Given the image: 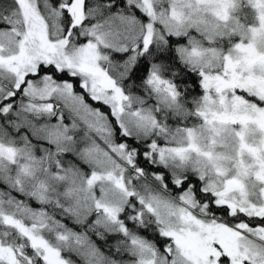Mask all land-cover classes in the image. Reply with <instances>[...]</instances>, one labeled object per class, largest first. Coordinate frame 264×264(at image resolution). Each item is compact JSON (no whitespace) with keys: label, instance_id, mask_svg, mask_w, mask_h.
<instances>
[{"label":"snow or ice","instance_id":"snow-or-ice-1","mask_svg":"<svg viewBox=\"0 0 264 264\" xmlns=\"http://www.w3.org/2000/svg\"><path fill=\"white\" fill-rule=\"evenodd\" d=\"M0 264H264V0H0Z\"/></svg>","mask_w":264,"mask_h":264}]
</instances>
